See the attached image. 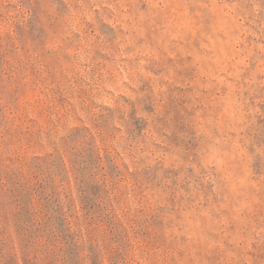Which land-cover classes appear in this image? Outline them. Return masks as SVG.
Masks as SVG:
<instances>
[{
	"label": "rangeland",
	"instance_id": "1",
	"mask_svg": "<svg viewBox=\"0 0 264 264\" xmlns=\"http://www.w3.org/2000/svg\"><path fill=\"white\" fill-rule=\"evenodd\" d=\"M0 264H264V0H0Z\"/></svg>",
	"mask_w": 264,
	"mask_h": 264
}]
</instances>
